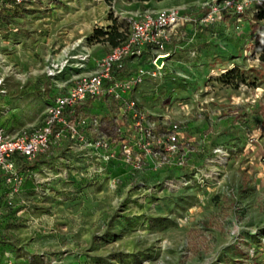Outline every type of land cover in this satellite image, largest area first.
Here are the masks:
<instances>
[{"label": "rangeland", "instance_id": "374dc122", "mask_svg": "<svg viewBox=\"0 0 264 264\" xmlns=\"http://www.w3.org/2000/svg\"><path fill=\"white\" fill-rule=\"evenodd\" d=\"M216 1L0 0V125L11 136L39 128L54 92L91 73L111 48L95 30L115 20L128 33L146 11L178 7L196 15ZM257 11L240 20L221 16L225 28H241L235 37L215 39L227 56H239V66L211 68L223 62L220 47L196 34L189 38L195 45L171 54L167 75L145 79L131 94L153 119L180 122L189 138L181 165H159L146 154L137 167L122 154L104 163L67 138L32 160L14 156L10 172H0V264H264ZM188 24L173 29L170 47ZM81 50L89 59L79 68L71 56ZM66 58L69 65L45 75L48 65ZM81 114L97 117L115 148L136 138L128 124L116 131L114 102L87 101Z\"/></svg>", "mask_w": 264, "mask_h": 264}, {"label": "built area", "instance_id": "2783aa9c", "mask_svg": "<svg viewBox=\"0 0 264 264\" xmlns=\"http://www.w3.org/2000/svg\"><path fill=\"white\" fill-rule=\"evenodd\" d=\"M261 9H264V0H218L210 4L206 12L196 15L187 14L178 7L144 12L133 21L131 30L121 42L98 57L91 73L54 92L39 128L11 136L0 125V172L4 169L10 172L14 156L32 160L64 138L75 142L104 163L122 154L125 161L137 167L143 154H146L156 156L159 165H181L182 145L189 138L183 135L180 122L170 118L164 121L153 119L131 98L133 90L147 78L167 75L164 62L159 66L155 61L159 55L169 56L165 48L172 28L188 23L214 25L221 21L223 13L233 14L240 20L246 11ZM148 47L155 55L149 65H143V55ZM71 57L76 59L74 65L79 68L89 59L84 50ZM127 59L137 60L132 71L125 69ZM69 61L66 58L63 62L51 63L45 75L54 77L70 64ZM98 98L115 103L116 131L121 132L128 124L136 137L134 140L126 142L123 139L120 146H116L117 149L115 139L111 133L103 130L97 117L89 118L81 114L87 101ZM91 126L96 130L95 134L88 132ZM216 151L223 153L222 148Z\"/></svg>", "mask_w": 264, "mask_h": 264}, {"label": "crops", "instance_id": "0c3cea01", "mask_svg": "<svg viewBox=\"0 0 264 264\" xmlns=\"http://www.w3.org/2000/svg\"><path fill=\"white\" fill-rule=\"evenodd\" d=\"M143 2H146V1H143ZM227 14H229L230 16H231V18L232 19H235V16L234 15H232V14H230V13H227ZM237 19V18H236ZM189 26V27H188ZM203 28L204 27H206L205 28V30H198V31H195V29H193L189 24L183 29L184 30V33L186 34V36L185 37H183L182 35V33H177V38H179L180 39V41L179 42H177L176 44H175V46H173V47H170L168 44H169V41L167 42V44H166V48H165V52H168L169 53V56L168 57H170V58H168V59H165L164 60V64H167L168 62H169V60H171V54H173V53H175V52H177V50H178V48L179 49H183V50H185V47H189V46H191V45H195L196 44V41L195 42H191L190 40H189V38L190 37H192L193 35H199V36H201L202 35V33L203 34H207V36H206V39H208L209 41H207L208 42V44L210 45V46H212V48H215L216 46H218V47H220L219 48V50H218V52H216V56H219V57H221V59L220 60H223V62L221 61L220 63H219V65L217 64H215V65H211V68H216L217 67V69L218 70H220V69H222V68H227V69H230V68H233V67H235V66H239V63H240V60H239V56H237V58H236V56H234V55H226L227 54V52H225V50H226V48L225 47H223V45L219 42V41H217V40H215V39H218V38H221V37H224V36H228V35H233V37H235L237 34H240V31H239V29H241L240 27H238V26H227L226 28L224 27V26H222L221 24H220V22L219 23H217V24H211V26H207V25H203L202 26ZM175 28V27H174ZM174 28H172V30H171V33H172V31H173V29ZM243 29V28H242ZM171 37V36H170ZM196 37V36H195ZM195 37H192V38H195ZM198 37V36H197ZM183 39H185V40H183ZM211 48V47H210ZM152 51L153 50H151V48H147L146 50H145V53H144V55H143V60H145L144 58H146L150 53H152ZM154 53V52H153ZM219 60V61H220ZM130 59H127V61H126V64H125V69L127 70V69H129V67H130V65H131V63H130ZM213 62H216V61H212L211 63H213ZM218 62V61H217ZM135 63H136V61H135ZM135 63H134V65H133V67L135 66ZM95 65V64H94ZM247 67H251V65H249V66H247ZM217 98V101H219V103L222 101V96H217L216 97Z\"/></svg>", "mask_w": 264, "mask_h": 264}, {"label": "trees", "instance_id": "16d2710c", "mask_svg": "<svg viewBox=\"0 0 264 264\" xmlns=\"http://www.w3.org/2000/svg\"><path fill=\"white\" fill-rule=\"evenodd\" d=\"M105 2L110 3L112 0H104ZM128 1H149V0H128ZM159 1V0H157ZM259 26V38L258 41L254 44V49L258 52V59L261 62H264V9L258 10L255 14ZM127 32L124 30H119L116 21L114 20L112 24L108 26V30L98 29L95 30L96 37L103 36L104 40L111 46L117 45L126 37ZM235 70V69H234ZM232 71V70H231ZM240 77L242 78L241 74ZM223 79V77H221Z\"/></svg>", "mask_w": 264, "mask_h": 264}, {"label": "water", "instance_id": "95a60500", "mask_svg": "<svg viewBox=\"0 0 264 264\" xmlns=\"http://www.w3.org/2000/svg\"><path fill=\"white\" fill-rule=\"evenodd\" d=\"M168 56H165V55H159L157 58H156V61L155 63L159 66L162 65V63L164 62V60L167 58Z\"/></svg>", "mask_w": 264, "mask_h": 264}]
</instances>
